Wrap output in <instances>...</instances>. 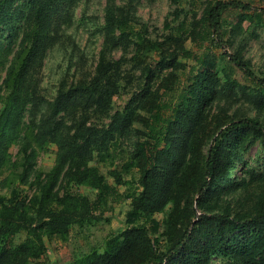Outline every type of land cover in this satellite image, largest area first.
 Segmentation results:
<instances>
[{
	"label": "rangeland",
	"instance_id": "obj_1",
	"mask_svg": "<svg viewBox=\"0 0 264 264\" xmlns=\"http://www.w3.org/2000/svg\"><path fill=\"white\" fill-rule=\"evenodd\" d=\"M215 1L5 2L0 114L7 100L9 112L0 134V195L6 202L23 199L32 225L2 243L0 264H42L45 258L51 264L79 263L135 224L147 228L153 254L144 264H153L175 231L189 222L192 226L202 213L227 210L243 216L264 200L262 138L238 135L229 146L232 182L215 185L203 206L196 202L212 140L241 118H256L264 126L259 81L238 71L230 79L223 75L227 54H233L248 63L256 78H264V24H254L251 17L252 12L264 13V0H242L252 11L228 18L224 47L216 39L199 40L205 10ZM107 6L131 23L130 36L121 38L115 27H106ZM101 50L116 61L108 78L117 93L69 95L51 119L60 82L68 88L90 80ZM202 54L209 63H198ZM192 111L196 119L186 118ZM106 152L112 157L102 161ZM148 163L162 184L158 193L163 203L144 216L132 211L131 199L141 190L139 178ZM94 172L113 188L109 196L103 194L104 205L97 203L99 190L90 183ZM79 176L84 183L76 184ZM45 192V206L58 198L76 218L63 239L45 234V208L38 203ZM244 235L237 231L227 237L236 242ZM39 247L44 256L38 257ZM211 262L227 264L229 259L219 252Z\"/></svg>",
	"mask_w": 264,
	"mask_h": 264
},
{
	"label": "trees",
	"instance_id": "obj_2",
	"mask_svg": "<svg viewBox=\"0 0 264 264\" xmlns=\"http://www.w3.org/2000/svg\"><path fill=\"white\" fill-rule=\"evenodd\" d=\"M7 0H0V15ZM252 8L247 2L242 0H216L206 10L203 18V29L200 33V42L208 39H216L223 47L226 43L227 35L226 23L231 16H242L251 13ZM251 17L254 24H264V13L252 12ZM107 28L115 27L121 38H127L132 34L133 26L125 19L118 18L114 9L107 6L104 15ZM228 60L224 68L223 75L230 79L234 72H240L245 78L257 79L264 88V78H256L250 70L248 63L241 57L227 54ZM27 60L22 62L21 68L25 67ZM199 64L209 63V57L202 54L197 58ZM116 61L108 59L103 50L100 51L98 61L95 66L94 75L87 82H77L66 88V82H60L56 97L54 98L50 118L54 119L63 105L67 96L80 95L86 97H111L117 93V87L109 80V73L112 71ZM9 112V100L3 112L0 114V134ZM188 119H196L192 111L186 114ZM161 131V129H160ZM260 137L264 144V126L256 118H241L224 128L213 140L207 150L206 157L202 165L201 176L197 181L196 202L202 206L206 203V197L215 185L224 182H232L230 178V168L232 165L230 144L237 140V137ZM155 138V146L160 143L159 136ZM235 143V142H234ZM25 152V150H24ZM107 157H112L108 152L102 153L100 159L106 161ZM27 159V157H26ZM141 190L131 199L132 211L149 216L162 206V199L158 193L161 185L153 173V168L145 164L139 178ZM84 183V178L79 176L76 184ZM92 185L98 191L97 203L104 205L105 195L109 196L113 188L105 182L103 176L94 172ZM51 187V184L49 188ZM47 188V189H49ZM13 195H16L12 191ZM47 193H42L40 206H44L45 213L43 225L45 226L48 239H63L68 227L76 223V218L63 210L58 198L51 200L45 206ZM13 198V197H12ZM16 198V197H15ZM178 197H175V201ZM189 205L188 197L185 204ZM30 218L27 215L25 202L23 199H13L5 201V197L0 195V259L5 250L2 244L12 235L25 232L31 227ZM243 232L242 240L231 242L228 234ZM223 253L228 257L227 264H264V200L253 209L252 212L243 216H231L225 211L204 212L197 216L195 222L190 226V222L183 228L175 231L169 238L166 248L158 253L157 260L153 264H213L211 258L216 253ZM45 255V250L39 247V256ZM153 254L152 242L144 224H135L125 228L117 237L108 238L102 247V251L96 248L84 257L79 263L70 262L68 264H144ZM42 264H51L46 258Z\"/></svg>",
	"mask_w": 264,
	"mask_h": 264
}]
</instances>
